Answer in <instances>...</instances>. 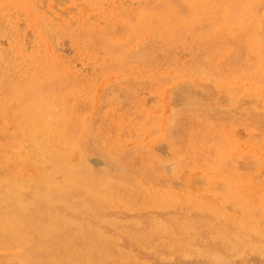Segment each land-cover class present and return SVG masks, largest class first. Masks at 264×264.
I'll return each instance as SVG.
<instances>
[{
    "label": "rangeland",
    "instance_id": "obj_1",
    "mask_svg": "<svg viewBox=\"0 0 264 264\" xmlns=\"http://www.w3.org/2000/svg\"><path fill=\"white\" fill-rule=\"evenodd\" d=\"M263 249L264 0H0V264Z\"/></svg>",
    "mask_w": 264,
    "mask_h": 264
},
{
    "label": "bare ground",
    "instance_id": "obj_2",
    "mask_svg": "<svg viewBox=\"0 0 264 264\" xmlns=\"http://www.w3.org/2000/svg\"><path fill=\"white\" fill-rule=\"evenodd\" d=\"M51 127H52V126H51ZM56 127H57V126H56ZM63 129H64V128H63ZM55 137H56V136H55ZM55 137H54V138H55ZM49 138H51V137H49ZM210 144H211V143H210ZM208 146H209V145H208ZM216 147H217V146H216ZM42 148H43V149H42V151H41V153H40V155H39V159H40L41 161H44L45 159H48V157H49V159L51 160L52 158H51V156H50V152H49V150H48L46 147H44L43 145H42ZM224 158H225V157H224ZM74 159H75V158H74ZM222 159H223V158H222ZM219 160H220V159H219ZM74 161H75V160H74ZM228 170H229V169H228ZM94 172H95V171H94ZM227 172H228V171H227ZM229 172H230V171H229ZM95 173H96V172H95ZM101 175H102V174H101ZM99 176H100V175H99ZM113 177H114V176H113ZM92 178H93V177H92ZM232 178H233V177H232ZM66 179H67V178H66ZM107 179H109V178H107ZM226 179H227V178H226ZM94 180H96L95 177H94ZM105 180H106V179H105ZM233 180H234V179H233ZM230 181H231V180H230ZM235 181H236V180H235ZM97 182H98V181H97ZM110 182H111V180H110ZM233 182H234V181H233ZM236 182H237V181H236ZM104 183H105V182H104ZM119 183H120V182H119ZM237 183H238V182H237ZM62 184H64V183H62ZM76 184H77V183H76ZM78 184H79V183H78ZM97 184H98V183H97ZM124 184H125V183H124ZM138 184H139V183H138ZM83 185H84V184H83ZM99 185H100V184H99ZM105 185H106V184H105ZM238 185H239V184H238ZM67 186H68V185H67ZM130 186H131V185H130ZM63 187H64V186H63ZM78 188H79V187H78ZM237 188H238V187H237ZM60 189H61V188H60ZM76 189H77V187H76ZM66 190H68V189H66ZM73 190H74V189H73ZM235 190H236V189H235ZM70 191H71V190H70ZM160 191H161V190H160ZM65 192H67V191H65ZM74 192H75V191H74ZM74 192L72 191V193H74ZM67 194H68V193H67ZM160 194H162V193H160ZM77 195H78V194H77ZM145 195H147V194H145ZM148 195H149V194H148ZM150 195H151V194H150ZM152 195H153V194H152ZM152 195H151V196H152ZM223 195H224V193H223ZM223 195H222V196H223ZM241 195H242V194H241ZM241 195H239L240 198L242 197ZM108 196H109V195H108ZM77 197H78V196H77ZM77 197H76V199H77ZM143 197H144V196H143ZM160 197H162V196L160 195ZM74 198H75V196H74ZM113 198H114V197H113ZM137 198H138V197H137ZM139 198H140V197H139ZM139 198H138V199H139ZM147 198H148V197H147ZM155 198H156V197H155ZM221 198H222V197H221ZM78 199H79V198H78ZM78 199H77V200H78ZM82 199H83V198H82ZM145 199H146V198H145ZM157 199H158V198H157ZM74 200H75V199H73L72 201H74ZM120 200H121V199H120ZM147 200H148V199H147ZM67 201H68V199H67ZM69 201H71V200H69ZM69 201H68V202H69ZM81 201H82V200H81ZM128 201H130V200H128ZM139 201H140V200H139ZM186 201H187V200H186ZM241 201H242V200H241ZM108 202H109V201H108ZM136 202H137V201H136ZM141 202H142V201H141ZM109 203H111V202H109ZM157 203H158V202H157ZM201 203H202V202H201ZM86 204H87V202H86ZM86 204H83V205L86 206ZM101 204H102V203H101ZM120 204H121V203H120ZM138 204H140V203H138ZM143 204H144V203H143ZM67 205H68V204H67ZM103 205H104V204H103ZM105 205H106V204H105ZM112 205H113V204H112ZM156 205H157V204H156ZM213 205H214V204H213ZM85 206H82V207H85ZM122 206H123V205H122ZM126 206H127V205H126ZM134 206H135V205H134ZM136 206H138V205H136ZM141 206H143V205H141ZM141 206H139V209H140ZM149 206H150V205H149ZM161 206H162V205H161ZM168 206H169V205H168ZM171 206H173V205H171ZM108 207H109V205H108ZM110 207H111V206H110ZM146 207H147V206H146ZM146 207H145V208H146ZM221 207H222V206H221ZM74 208H75V207H74ZM92 208H93V207H92ZM113 208H114V207H113ZM127 208H128V207H127ZM131 208H132V206H131ZM135 208H136V207H135ZM143 208H144V206H143ZM147 208H148V207H147ZM162 208H163V206H162ZM169 208H171V207H169ZM169 208H168V209H169ZM128 209H129V208H128ZM132 209H133V208H132ZM160 209H161V208H160ZM85 210H86V209H85ZM100 210H102V209H100ZM104 210H105V209H104ZM134 210H135V209H134ZM87 211H88V210H87ZM98 211H99V210H98ZM137 211H138V209H137ZM167 211H168V210H167ZM171 211H172V210H171ZM173 211H174V210H173ZM224 211H225V210H224ZM85 213H86V212H85ZM99 214H100V212H99ZM99 214H98V215H99ZM104 214H106V212H105ZM173 214H174V213H173ZM182 214H183V213H182ZM100 215H101V214H100ZM106 215H107V214H106ZM221 215H222V214H221ZM231 215H232V214H231ZM161 216H162V215H161ZM161 216H160V217H161ZM177 216H178V215H177ZM180 216H181V215H180ZM204 216H205V215H204ZM234 216H235V215H234ZM164 217H166V216H164ZM168 217H169V216H168ZM170 217H171V216H170ZM170 217H169V218H170ZM173 217H174V216H173ZM214 217H215V216H214ZM214 217H213V219H214ZM216 217H217V216H216ZM100 218H101V217H100ZM106 218H109V217H106ZM174 218H176V217H174ZM211 218H212V217H211ZM211 218H210V220H211ZM219 218H220V216H219ZM51 219H52V218H51ZM98 219H99V218H98ZM110 219H111V218H110ZM194 219H195V218H194ZM194 219H193V220H194ZM89 220H90V219H89ZM89 220L87 221L88 223H89ZM102 220H104V219H102ZM107 220L110 221L109 219H107ZM159 220H160V218H159ZM170 220H171V219H170ZM170 220H169V221H170ZM176 220H178V219H176ZM187 220H188V219H187ZM244 220H245V219H244ZM56 221H58V220H56ZM84 221L86 222V220H84ZM112 221H113V219H112ZM114 221H115V220H114ZM136 221H137V220H136ZM139 221H140V220H139ZM171 221H172V220H171ZM184 221H185V220H184ZM195 221H196V220H195ZM214 221H215V220H214ZM53 222H54V221H53ZM85 222H84V223H85ZM99 222H100V221H99ZM166 222H167V221H166ZM186 222H187V221H186ZM197 222H198V221H197ZM204 222H206V221H204ZM56 223H57V222H56ZM56 223H55V224H56ZM82 223H83V222H82ZM82 223H81V224H82ZM116 223H117V222H116ZM122 223H124V222H122ZM136 223H137V222H136ZM136 223H135V224H136ZM174 223H175V221H174ZM212 223H213V222H212ZM225 223H226V222H225ZM55 224H47V225H46V228L43 230V232L45 231L43 234H44L45 236H49V237H53L55 234H58V233H57V230H58V229H57V227L55 226ZM86 224H87V223H86ZM90 224H91V223H90ZM90 224H89V225H90ZM113 224H115V223L113 222ZM113 224H111V225H113ZM124 224H125V223H124ZM175 224H176V223H175ZM183 224H184V223H183ZM185 224H186V223H185ZM207 224H208V223H207ZM217 224H218V223H217ZM226 224H227V223H226ZM244 224H246V221H244ZM89 225H87V226L89 227ZM116 225H117V224H116ZM119 225H120V223H119ZM227 225H228V224H227ZM238 225H239V224H237V227H238ZM123 226H124V225H123ZM178 226H179V225H178ZM185 226H186V225H185ZM196 226H197V225H196ZM196 226H195V227H196ZM206 226H207V225H206ZM211 226H212V225H211ZM214 226H215V225H214ZM229 226H231V224H230ZM250 226H251V225H250ZM252 226H253V224H252ZM80 227H82V226H80ZM111 227H112V226H111ZM113 227H115V226L113 225ZM118 227H119V226H118ZM143 227H144V226H143ZM180 227H181V226H180ZM182 227H184V226H182ZM182 227H181V228H182ZM198 227H199V226H198ZM200 227H201V226H200ZM204 227H205V226H204ZM83 228H86V226L83 227ZM121 228H123V227H121ZM124 228H125V227H124ZM128 228H129V227H128ZM171 228H172V226H171ZM177 228H178V227H177ZM186 228H187V227H186ZM196 228H197V227H196ZM208 228H209V227H208ZM212 228H213V227H212ZM232 228H233V227H232ZM80 229H81V228H80ZM80 229H79V230H80ZM126 229H127V228H126ZM131 229H132V228H131ZM136 229H137V228H136ZM152 229H153V228H152ZM201 229H202V227H201ZM213 229H214V228H213ZM220 229H221V228H220ZM220 229H218V230L221 231ZM59 230H60V229H59ZM77 230H78V229H77ZM85 230H88V229H85ZM85 230H84V231H85ZM102 230H103V229H102ZM114 230H116V229H114ZM117 230H118V228H117ZM117 230H116V231H117ZM172 230H173V229H172ZM186 230H187V229H186ZM189 230H190V229H189ZM125 231H126V230H125ZM198 231H199V230H198ZM205 231H206V230H205ZM205 231H204V232H205ZM232 231H233V230H232ZM260 231H262V229H260ZM78 232H79V231H78ZM95 232H96V231H95ZM134 232H135V231H134ZM136 232H137V231H136ZM145 232H146V231H145ZM150 232H151V231H150ZM174 232H175V231H174ZM184 232H185V231H184ZM195 232H197V231H194V233H195ZM200 232H201V231H200ZM202 232H203V231H202ZM79 233H80V232H79ZM96 233H97V232H96ZM127 233H128V230H127ZM131 233H132V232H131ZM141 233H142V232H141ZM155 233L157 234V232H155ZM170 233H171V232H170ZM178 233H179V230H178ZM178 233L176 234L177 237H178ZM182 233H183V232H182ZM206 233H207V231H206ZM223 233H224V235H225V232H224V231H223ZM223 233H222V236H223ZM233 233H234V232H233ZM235 233H236V231H235ZM90 234H91V233H90ZM138 234H140V233H138ZM163 234H164V233H163ZM184 234H185V233H184ZM197 234H198V233H197ZM209 234H210V233H209ZM211 234L213 235L214 233H211ZM215 234H216V233H215ZM215 234H214V235H215ZM231 234H232V233H231ZM236 234H237V233H236ZM236 234H233V235L236 236ZM105 235H106V234H105ZM124 235H125V234H124ZM133 235H134L133 237H135V234H133ZM143 235H144V234H143ZM149 235H150V233H149ZM179 235H180V234H179ZM214 235H213V236H214ZM237 235H239V234H237ZM254 235H255V234H254ZM95 236H96V235H95ZM110 236H111V235H110ZM130 236H131V235H130ZM144 236H146V234H145ZM147 236H148V235H147ZM158 236H159V235H158ZM160 236H161V235H160ZM165 236H166V235H165ZM169 236H170V235H169ZM169 236H168V237H169ZM185 236H186V235H185ZM217 236H218V235H217ZM231 236H232V235H231ZM235 236H234V237H235ZM252 236H253V235H252ZM261 236H262V235H261ZM70 237H71V236H69V238H70ZM85 237H87V236H85ZM85 237H84V238H85ZM90 237H91V236H90ZM108 237H109V235H108ZM128 237H129V236H128ZM137 237H138V236H137ZM139 237H142V236H139ZM148 237H149V236H148ZM215 237H216V236H215ZM220 237H221V236H220ZM220 237H219V239H220ZM223 237H224V236H223ZM225 237H226V235H225ZM227 237L229 238V235H228ZM234 237H232V239H233ZM236 237H238V236H236ZM57 238H58V237H57ZM87 238H89V237H87ZM150 238H151V237H150ZM157 238H158V237H157ZM164 238H165V237H164ZM187 238H188V236H187ZM187 238H185V239H187ZM228 238H227L226 240H228ZM252 238H253V237H252ZM255 238H256V237H255ZM51 239H52V238H51ZM51 239H50V240H51ZM101 239H102V238H101ZM108 239H109V238H108ZM130 239H131V237H130ZM147 239H148V238H147ZM169 239H170V238H169ZM171 239H174V238H171ZM213 239H214V238H212V240H213ZM234 239H235V238H234ZM240 239H241V238H240ZM242 239H243V238H242ZM256 239H257V238H256ZM256 239H255V240H256ZM60 240H61V239H60ZM102 240H105V239H102ZM140 240H141V239H140ZM153 240H154V239H153ZM174 240H175V239H174ZM183 240H184V239H183ZM188 240H189V239H188ZM195 240H196V239H195ZM207 240H208V239H207ZM221 240H222V239H221ZM250 240H251V239H250ZM52 241H53V240H52ZM52 241H51V243H52ZM84 241H85V240H84ZM86 241H87V240H86ZM99 241H100V240H99ZM99 241H98V242H99ZM134 241H135V240H134ZM134 241H133V242H134ZM141 241H142V240H141ZM168 241H169V240H168ZM172 241H173V240H172ZM191 241H192V240H191ZM214 241H215V240H214ZM251 241H252V240H251ZM258 241H259V240H258ZM260 241H261V240H260ZM60 242H61V241H60ZM62 242H64V241H62ZM72 242H73V241H72ZM88 242H89V241H88ZM126 242H127V241H126ZM133 242H132V244H133ZM136 242H137V241H136ZM138 242H139V241H138ZM143 242H144V241H143ZM150 242H151V241H150ZM179 242H181V241L179 240ZM182 242H184V241H182ZM186 242L188 243V241H186ZM221 242H222V241H221ZM230 242H231V241H230ZM232 242H233V241H232ZM64 243H65V242H64ZM68 243H70V239H69V242H68ZM112 243H113V242H112ZM128 243H129V242H128ZM134 243H135V242H134ZM168 243H169V242H168ZM170 243H171V242H170ZM187 243H186V245H187ZM190 243H191V242H190ZM211 243H212V242H211ZM215 243H216V242H214V244H215ZM103 244H104V243H103ZM110 244H111V243H110ZM163 244H164V243H163ZM182 244H183V243H182ZM208 244H209V243H208ZM217 244H218V243H217ZM220 244H221V243H220ZM227 244H228V243H227ZM246 244L248 245L249 243L247 242ZM246 244H245V246H247ZM51 245H53V244H51ZM60 245H62V246H59V249H60V247L63 248V247L65 246L64 244H61V243H60ZM63 245H64V246H63ZM71 245L76 246V245H74V244H71ZM137 245H138V244H137ZM148 245H149V244H148ZM183 245H184V244H183ZM215 245H216V244H215ZM222 245H223V244H222ZM236 245H237V244H236ZM241 245H242V243H241ZM241 245H240V246H241ZM249 245H250V244H249ZM252 245H253V244H252ZM252 245H251V246H252ZM113 246H114V245H113ZM113 246H112V247H113ZM133 246H134V245H133ZM150 246H153V245H150ZM160 246H161V245H160ZM166 246H167V245H166ZM171 246H172V245H171ZM171 246H170V247H171ZM187 246H188V245H187ZM49 247H50V246H49ZM54 247H55V246H54ZM67 247H68V246H67ZM112 247H111V248H112ZM126 247H128V246H126ZM145 247H146V246H145ZM147 247H149V246H147ZM155 247H156V246H155ZM155 247H154V248H155ZM168 247H169V246H168ZM172 247H173V246H172ZM181 247H182V245L180 246V248H181ZM189 247H190V246H189ZM225 247H226V246H225ZM64 248H66V247H64ZM96 248H97V247H96ZM108 248H109V247H108ZM114 248H115V247H114ZM121 248H122V247H121ZM235 248H236V247H235ZM237 248H238V246H237ZM241 248H242V247H241ZM241 248H240V249H241ZM262 248H263V246H262ZM52 249H53V248H52ZM56 249H57V248H56ZM115 249H116V248H115ZM115 249H114V251H115ZM131 249H132V248H131ZM133 249L136 250L135 248H133ZM158 249H159V248H158ZM165 249H166V248H165ZM178 249H179V247H178ZM224 249H225V248H224ZM240 249H239L238 251H240ZM248 249H249V248H248ZM251 249H252V247H251ZM48 250H49V249H48ZM48 250H47V251H48ZM72 250H73V249H72ZM116 250H117V249H116ZM141 250H142V249H141ZM141 250H140V251H141ZM145 250H146V249H145ZM152 250H153V249H152ZM161 250H162V249H161ZM187 250H188V249H187ZM189 250H190V249H189ZM196 250H198V249H196ZM196 250H195V251H196ZM207 250H208V249H207ZM207 250H206V251H207ZM212 250L214 251V247L212 248ZM249 250H250V249H249ZM261 250H262V249H261ZM263 250H264V249H263ZM53 251H54V250H53ZM61 251H62V250H61ZM69 251H71V250H69ZM69 251L67 252V256H68ZM73 251H74V250H73ZM73 251H72V252H73ZM77 251L79 252V250H77ZM158 251H159V250H158ZM162 251H163V250H162ZM166 251H167V250H166ZM185 251H186V250H185ZM213 251H211V252H213ZM228 251H229V250H228ZM231 251H232V250H231ZM251 251H252V250H251ZM116 252H117V251H116ZM141 252H142V251H141ZM159 252H160V251H159ZM159 252H158V253H159ZM164 252H165V251H164ZM171 252H173V251H171ZM186 252H187V251H186ZM199 252H200V250H199ZM202 252H203V251H202ZM226 252H227V251H226ZM241 252H242V250L240 251V256H241ZM260 252H261V251H260ZM49 253H50V252H49ZM56 253H57V252H56ZM58 253H59V252H58ZM91 253H92V252H91ZM139 253H140V252H139ZM147 253H148V252H147ZM150 253H151V252H150ZM160 253H161V252H160ZM173 253H174V252H173ZM209 253H210V252H209ZM214 253H215V252H214ZM262 253H263V252H262ZM47 254H48V253H47ZM54 254H55V253H54ZM111 254H112V253H111ZM161 254H162V253H161ZM181 254H182V253H181ZM186 254H187V253H186ZM49 255H50V254H49ZM57 255H58V254H57ZM57 255H56V256H57ZM65 255H66V253H65ZM69 255H70V254H69ZM113 255H114V254H113ZM144 255H145V254H144ZM159 255H160V254H159ZM175 255H176V253H175ZM201 255H203V254H201ZM212 255H213V253L211 254V256H212ZM214 255H215V254H214ZM216 255L219 256V253L216 254ZM221 255H222V254H221ZM234 255H235V254H234ZM236 255H237V254H236ZM243 255H244V254H243ZM67 256H65V257L68 258ZM71 256H72V253H71ZM71 256H69V257L71 258ZM77 256H78V255H77ZM85 256H87V255H85ZM101 256H102V255H101ZM139 257H140V256H139ZM145 257H146V256H145ZM150 257H151V256H150ZM152 257H153V256H152ZM155 257H156V256H155ZM158 257H159V256H158ZM207 257H208V256H207ZM59 258H61V257H60V254H59ZM62 258H63V257H62ZM72 258H74V257L72 256ZM72 258H71V259H72ZM133 258H134V257H133ZM135 258H136V257H135ZM159 258H160V257H159ZM216 258H217V257H216ZM218 258H219V257H218ZM230 258L232 259V257H230ZM56 259H57V258H56ZM102 259H103V258H102ZM154 259H155V258H154ZM211 259H212V258H211ZM37 260H38V259H37ZM45 260H47V259H45ZM57 260H58V259H57ZM60 260H61V259H60ZM60 260L58 261V264H60V263H59ZM72 260H73V259H72ZM84 260H85V259H84ZM217 260H218V259H217ZM222 260H223V259H222ZM227 260H228V259H227ZM229 260H230V259H229ZM38 261H39V260H38ZM64 261H65V260H64ZM114 261H115V260H114ZM116 261H117V260H116ZM140 261H141V260H140ZM210 261H211V260H210ZM219 261H220V260H219ZM52 262H54V261H52ZM84 262H85V261H84ZM212 262H213V261H212ZM228 262H229V261H228ZM65 263H66V261H65ZM115 263H116V262H115ZM139 263H140V262H139ZM139 263H138V264H139ZM213 263H214V262H213ZM226 263H227V262H226ZM63 264H64V263H63ZM113 264H114V263H113ZM116 264H117V263H116Z\"/></svg>",
    "mask_w": 264,
    "mask_h": 264
}]
</instances>
